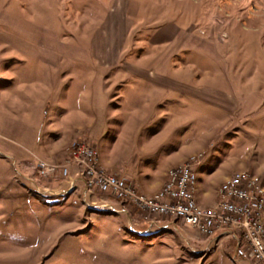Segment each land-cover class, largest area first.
Instances as JSON below:
<instances>
[{
	"label": "rangeland",
	"instance_id": "obj_1",
	"mask_svg": "<svg viewBox=\"0 0 264 264\" xmlns=\"http://www.w3.org/2000/svg\"><path fill=\"white\" fill-rule=\"evenodd\" d=\"M120 6L130 48L169 56L164 68L145 64L207 98L176 93L175 103L156 108L104 98L92 40ZM166 23L180 27L179 37L149 46ZM138 112L142 124L130 119ZM80 136L103 166L120 172L142 163L155 180L193 154L180 165L196 164L203 206L238 172L264 180V0H0V264H250L207 258L213 248L205 253L199 231L184 221L97 190L84 195L78 167L61 172ZM137 136L153 152L137 149ZM42 163L58 167L44 173Z\"/></svg>",
	"mask_w": 264,
	"mask_h": 264
},
{
	"label": "built area",
	"instance_id": "obj_2",
	"mask_svg": "<svg viewBox=\"0 0 264 264\" xmlns=\"http://www.w3.org/2000/svg\"><path fill=\"white\" fill-rule=\"evenodd\" d=\"M71 159L62 167L64 175L69 174V165L78 167L83 193L97 190L103 195L131 204L138 211L174 221H184L196 228L200 234L231 242L234 259L264 264V180L252 172L234 174V183L220 186L217 202L203 206L194 198L196 164L187 162L174 170L166 180L162 197L144 196L139 188L125 176L102 169L96 155V146L86 138L75 142ZM42 171L52 173L58 166L41 164ZM75 181V180H74ZM68 191L78 193L76 181ZM101 206L115 208L110 203Z\"/></svg>",
	"mask_w": 264,
	"mask_h": 264
},
{
	"label": "crops",
	"instance_id": "obj_3",
	"mask_svg": "<svg viewBox=\"0 0 264 264\" xmlns=\"http://www.w3.org/2000/svg\"><path fill=\"white\" fill-rule=\"evenodd\" d=\"M126 20V10L122 9V6H120L107 17V19L104 21L105 23L103 22V27L100 29V32H98L97 37H93L92 40L94 48L93 57L97 60V63L99 65V71L97 72L98 75H96L97 78H99V75H102V88L104 91V95L106 94L104 98L107 99V101H111L112 99L117 101L119 100L118 107L122 108L128 106H135L136 108L152 106V108H156L159 106V103H175L174 99L176 93L182 95L193 94L195 97H202L203 95L201 91H196L197 89L189 90L190 88L184 87L179 80L169 75V72H166L165 69L164 71L159 72L158 70L149 68V65L145 64V62H157L156 64H159V66L164 68L166 67L165 63L169 61V56L168 54L150 55V53L146 51L142 53V50L139 53L138 51L140 50L137 49V47L130 48L131 29H129L128 31H126L125 28L122 29V27H124L126 24ZM157 28L158 29L155 31V33L151 35L150 38H147L148 45L155 48L168 47L169 45H172L181 33L180 27L176 26L173 23H166L161 25L160 27L158 26ZM23 41H26V39H23ZM28 41L31 42L30 39H28ZM135 43L139 44V41ZM172 54L173 53H171V59L174 62L175 54ZM173 67L176 68L175 64L173 65ZM207 96V93H204L203 97L207 98ZM210 97L211 99L219 102L220 104H217H219V106H221L222 108L227 110L231 108L230 105L224 104L222 102V97L219 98L209 96V98ZM145 117L146 116L142 115V112H138L135 117L130 119H133L134 123L136 124H142L145 121ZM80 137L82 138V136ZM80 137L76 139H79ZM86 139L89 140L88 137ZM143 141L144 140H141V138L138 137L136 139V148L142 152H153L152 146L145 145L144 143H142ZM192 155L181 158V160L178 161L176 165H169L168 169L162 176L163 178L161 177L162 179L158 180H155L154 177L145 173L149 172V170L139 167L143 166L142 163L139 164L138 168L134 169H131V167L129 166H123L125 169H122V171L120 172L111 169V167H107L104 163L103 164L111 172L120 173L122 174V176L128 178L139 188L141 192L146 194H153L163 188L167 180L168 172L172 168L178 167V165L184 163ZM131 173H133V175H131ZM143 178L147 179V181L144 182ZM204 199L205 198L203 196L200 202ZM216 200L217 196L215 202ZM167 220L170 221V223L176 222V224L173 223L175 225H178L179 223V221H174L171 219ZM151 223L148 227H158L157 222ZM143 231L148 232L149 230L145 229L139 232ZM197 242L199 246L204 248L205 253L210 250V248H213L207 258H213L218 256L219 254H222L224 257H226L227 254L229 256L234 255L233 245L228 242L223 243L216 237H207L200 234V236L197 238ZM248 262L250 264H257L254 261Z\"/></svg>",
	"mask_w": 264,
	"mask_h": 264
},
{
	"label": "bare ground",
	"instance_id": "obj_4",
	"mask_svg": "<svg viewBox=\"0 0 264 264\" xmlns=\"http://www.w3.org/2000/svg\"><path fill=\"white\" fill-rule=\"evenodd\" d=\"M75 146V144L73 145ZM96 155L98 157V161H99V165L102 167V169H105L104 166L101 164V160H100V155H99V151L98 149L96 148ZM184 165V164H183ZM183 165H180V166H183ZM178 166V167H180ZM178 167H175V168H172L168 174H167V180H169V177L171 175H173L174 173V170L175 169H178ZM246 171H241V172H238V173H245ZM234 183V175L227 181V183L224 185V186H227L229 184H232ZM197 187H198V179H197V174L195 172V180H194V198H195V201H197V203H200V201L198 200V193H197ZM139 193L144 195V196H152V197H162V195L165 193V186H163V188L159 191H157L156 193H153V194H146V193H143L139 190ZM94 207V206H93ZM101 208H107L105 206H101ZM111 211H115V208H107ZM263 217H264V209H263ZM233 258H234V255H233Z\"/></svg>",
	"mask_w": 264,
	"mask_h": 264
}]
</instances>
